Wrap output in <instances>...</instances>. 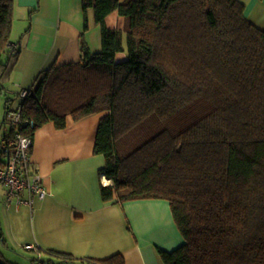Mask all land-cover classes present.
I'll use <instances>...</instances> for the list:
<instances>
[{
    "label": "trees",
    "instance_id": "trees-1",
    "mask_svg": "<svg viewBox=\"0 0 264 264\" xmlns=\"http://www.w3.org/2000/svg\"><path fill=\"white\" fill-rule=\"evenodd\" d=\"M82 1L84 29L90 8L101 27V51L82 38V61L38 75L22 101L32 123L8 119L19 92L8 97L3 137L100 114L94 152L113 180L102 197L169 201L184 242L158 247L164 264H264V28L240 0ZM115 10L124 29L106 22ZM14 21L15 0H0L3 87L22 50ZM48 253L37 250L31 264H125L120 253Z\"/></svg>",
    "mask_w": 264,
    "mask_h": 264
},
{
    "label": "crops",
    "instance_id": "crops-1",
    "mask_svg": "<svg viewBox=\"0 0 264 264\" xmlns=\"http://www.w3.org/2000/svg\"><path fill=\"white\" fill-rule=\"evenodd\" d=\"M240 1L247 18L264 28V0ZM88 22L85 30L82 0H15L12 38L21 42L22 50L4 82L11 96L30 89L38 75L54 65L82 61V38L92 52L101 51V27L93 8ZM106 22L124 29L126 19L115 10ZM124 57L125 52L118 54ZM99 120L100 114L79 121L69 116L66 128L57 129L52 122L38 128L31 158L49 193L20 205H7L0 193V249L30 260L41 250L44 257L58 251L78 261L120 253L125 264H164L158 247L172 250L184 242L167 199L120 200L116 194L103 199L101 186L108 184L100 170L106 158L94 152Z\"/></svg>",
    "mask_w": 264,
    "mask_h": 264
},
{
    "label": "built area",
    "instance_id": "built-area-1",
    "mask_svg": "<svg viewBox=\"0 0 264 264\" xmlns=\"http://www.w3.org/2000/svg\"><path fill=\"white\" fill-rule=\"evenodd\" d=\"M28 91L27 88L19 91L9 104L8 119L13 123H32L28 118H21L22 101ZM0 141L7 150L5 160L0 165V193L3 202L7 205L30 204L35 198H42L49 193L40 170L34 166L31 158L34 137L18 131L13 137H3ZM35 264H42V259L38 258Z\"/></svg>",
    "mask_w": 264,
    "mask_h": 264
},
{
    "label": "rangeland",
    "instance_id": "rangeland-1",
    "mask_svg": "<svg viewBox=\"0 0 264 264\" xmlns=\"http://www.w3.org/2000/svg\"><path fill=\"white\" fill-rule=\"evenodd\" d=\"M8 85L5 83V87L0 83V140L3 139V134L9 128V123L4 120V112H5V100L8 97H11V93L8 92ZM3 144L0 143V156H3L2 149ZM5 157L3 156V159ZM0 260L3 264H11V262H16L17 264H31V260L29 256H26L22 253H16L11 251L6 247H1L0 249ZM61 264H69V263H61Z\"/></svg>",
    "mask_w": 264,
    "mask_h": 264
},
{
    "label": "bare ground",
    "instance_id": "bare-ground-1",
    "mask_svg": "<svg viewBox=\"0 0 264 264\" xmlns=\"http://www.w3.org/2000/svg\"><path fill=\"white\" fill-rule=\"evenodd\" d=\"M103 180L105 181V183L110 184L111 183V179H109L106 175L104 176Z\"/></svg>",
    "mask_w": 264,
    "mask_h": 264
}]
</instances>
